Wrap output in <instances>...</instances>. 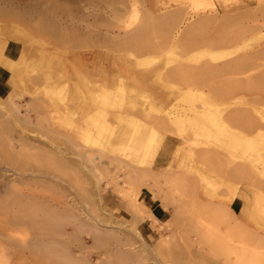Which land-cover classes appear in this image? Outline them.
<instances>
[{
  "label": "rangeland",
  "instance_id": "obj_1",
  "mask_svg": "<svg viewBox=\"0 0 264 264\" xmlns=\"http://www.w3.org/2000/svg\"><path fill=\"white\" fill-rule=\"evenodd\" d=\"M120 15L129 26L112 28L115 16ZM171 15L181 21L171 30L175 43L165 39L163 31ZM142 19L149 25L140 29ZM1 25H18L30 36L29 44L16 41L22 51L28 45L30 53L26 60H18L22 69L12 93L19 118L27 108L35 110L30 113L34 124L17 121L18 114L8 109L0 119L15 128L24 126L31 146L41 152L64 150L63 156L53 155L74 162L77 170L56 172L45 157L26 165L12 162L34 171L28 172L33 175L26 182H14L20 190L41 192V199L53 202L59 197L51 188L56 180L54 184L77 201L79 220L63 224L56 235L61 246L77 257L86 254L93 264L105 251L127 255L124 264H200L202 241L187 226L182 231L170 230L168 220L159 226L157 235L144 240L138 223L126 222L123 212L105 204L107 196L118 203L128 197L130 206L134 202V196L126 192L131 186L126 178L129 169L119 170L111 162L153 169L151 160L167 136L176 137L181 146L169 165L196 184L198 226L210 229L213 241L228 246L226 230L234 225L264 235V0H0ZM62 34L76 37L79 43L62 42ZM87 52L116 60L110 79L92 81L83 76L75 59ZM37 75L44 79L39 86L34 83ZM38 113L53 119L59 131L35 126ZM79 151L100 157L102 163L98 161L97 166L105 164L101 168L114 180L103 201L97 200L94 171L85 168ZM204 152L213 153L211 162H206ZM31 153L36 156L38 149ZM237 165L243 167L235 176L231 169ZM55 173L61 182L53 178ZM160 181L166 183L162 177ZM68 183L77 191L70 190ZM7 186L0 188V199L14 195ZM60 199L65 201V197ZM235 199L241 203L238 212L231 207ZM218 207L225 209L219 221L213 219ZM3 211L0 218L6 220L11 210ZM10 223H0L1 230L16 237L20 231L33 240L37 237L29 225ZM76 224L98 225L105 247L91 248L93 235L75 232ZM165 234L174 238L170 254L155 250ZM236 240L238 252L248 254L249 262L264 264V249ZM220 256H213L208 264H233Z\"/></svg>",
  "mask_w": 264,
  "mask_h": 264
},
{
  "label": "bare ground",
  "instance_id": "obj_2",
  "mask_svg": "<svg viewBox=\"0 0 264 264\" xmlns=\"http://www.w3.org/2000/svg\"><path fill=\"white\" fill-rule=\"evenodd\" d=\"M148 12H152V11L148 10ZM172 15H175V14H172ZM172 15L169 16L170 18L168 20H166L165 22L166 27L163 31H165L164 33L166 34L165 39L168 37V39H170L169 42L175 43L176 39H175V35L173 34V31H175L174 27L176 29L181 24V21L179 19V16L175 17ZM141 16L142 18L143 17L146 18L145 14ZM44 17L48 19L47 15H45ZM125 22L126 21L124 20V18L121 17V15L115 16L114 22L112 23V28L117 27V28L126 29L127 26H129L128 25L129 23L127 24ZM148 25L149 24L145 21V19H142L138 26H140L139 27L140 29H143L147 27ZM108 28H111V27H108ZM171 30L173 31L171 32ZM0 36L3 38L0 41V62L5 64L6 66L11 67L12 72H13L12 83L14 87H16L17 79L22 69L21 64L18 61L16 62V61H13L12 59L4 57L3 49L10 40L29 44L30 36L27 35V31L25 28H20L18 25H14L10 27L1 25L0 26ZM59 37H61L59 39L65 43H75V44L79 43L77 38L74 36H66L65 34H62V36L59 35ZM181 39L183 40V38ZM29 53H30V48L28 47V45H26L22 51V55L20 58L21 61L26 60ZM250 68L251 67H249V69ZM42 80H44L42 79V76L37 75L36 77H34L35 85L37 84L39 86ZM14 97H15L14 93L9 94L6 97V99L0 97V118L1 116L6 115L5 113L8 109L9 111H13V113L18 114L17 121L21 120L26 124H34V121H33L34 118H32L30 113L31 111H34L35 109L27 108V111H26L27 113L25 114V116L19 118L20 108L15 102ZM2 99L5 101H2ZM206 100H207V104L211 103L210 99H206ZM41 115L38 113L35 116V119H36L35 126L42 128V129L47 128L50 130H55L57 132L59 131V129H57L53 125L54 124L52 122L53 119L51 121L47 117L41 116ZM25 131H26V128L24 126H19V128H15L11 126L10 121L0 119V161H1L0 163L3 164L4 162V165L2 164L0 165V178L4 179V181L0 182V188L4 187L5 185L6 186L8 185L7 187L11 188L10 190L14 191V195L12 197H7V196L5 197L3 195L4 198L0 199V212H2L4 209L11 210V213L9 214V217H11V219H9V217H8L9 220L8 219L3 220L0 218V223L3 222V224L9 225L11 224L10 223L11 221H14L17 223L22 222V224L24 225H29V227H31L32 230L36 233L37 237L35 238V240H33L29 238V233L27 232L24 233L23 231L22 232L20 231L18 233V235L20 236L16 237V236L10 235L7 230L6 231L3 229L1 230L0 228V264H14L13 263L14 262L13 259L15 256L14 254L18 251L25 256L26 260L29 257L32 258L34 261V263L32 264H93L85 256L86 254L83 256L77 257L75 256L74 252L70 250V248H67V246L64 247V244L61 246L62 243H59L58 238L56 237V235L59 234L58 232L60 230V226H62L65 223H74L79 220V217H77L76 212H75L76 207L74 206V203L75 202L77 203V201L73 200L74 198L70 200L72 198V197L70 198L71 194L68 195L67 192L65 193L64 188H63L64 190H61L60 184L58 182L57 184H59V186L55 185L54 183H56V180L55 182H52L53 184L51 188L55 190L56 194L59 195V197L57 198V200H54L53 202H51V200H53L52 198H49L48 200H46V198L44 197L43 199H41V196H42L40 194L41 192L29 193L26 191H22L18 188V186H15L14 182H17V183H20L21 181L26 182V180H28L27 177L31 178L33 175V174L29 175L30 173L28 172H31V171L32 173L34 172L33 170H29L27 166L25 168L24 165L20 167H18L19 165L15 166V163L13 165L12 162L15 160L19 161L20 163L22 162L26 165L31 159L38 160V159L45 157V161L47 165L52 167V169L56 172L67 173V170H68V172L70 171L69 173L72 174L76 170L74 162H70V161L64 160V158L62 157L59 158L58 156L53 155L56 153L58 154L61 153L63 156L65 152L64 150L59 149V152H56V151H52L51 149L49 150L42 149V152H41L40 149L37 148V146H31V143L29 142L30 138L27 135H25ZM67 140L69 141V143L71 142L69 138ZM32 149H38L37 155L40 157H38L37 155L34 156L33 154L35 153H31ZM77 155L84 162L86 169L94 171L95 179H96L95 180L96 188H97V200L98 202L103 201L104 199L103 194L107 192L108 189H110V187L113 186V182H114V180H111V177H108L105 174V167L104 169L101 168L102 166H106V165L104 164L101 167L97 166L98 165L97 162L99 161L100 163H102V159L100 157L93 156L90 152L82 153L79 151ZM212 155H213L212 152L211 153L204 152L203 156L207 157V160L205 159L206 162H211L213 160L212 158L214 157H212ZM123 162L124 161H122V163ZM111 163L116 164V168L119 170L123 168L129 169L128 175H126V178L128 176L127 182L131 186L129 189L126 190V192L128 195H131V197L134 196L133 197L134 202L132 203V206H131L133 213H134V218L132 220L127 219L126 222L138 223L144 220L147 216H149L148 214L149 211L146 212L148 208L145 210L146 207L144 208L142 204L140 205L137 200V197H139L138 194L141 190V187L142 186L147 187L148 189H150V191H152L154 198H157L160 201L163 200L162 202H164V205L166 208H168L170 205H174L173 217L169 220V222L167 221L169 223V226L171 227L170 230L175 229V228L177 229L180 228L181 230L180 229L179 230L182 231V227L184 226L185 228L188 227V230L190 233L192 232L193 234H196L199 236V240L202 241L201 242L202 246L200 247L204 249V253H202L203 255L200 258L198 256L199 258L198 261H200V264H208L207 261L211 260L213 256L219 257V255H222L220 257H224L226 261H228L227 259H231L233 264H252L248 260L249 255L247 253H245L247 254L246 256L244 255V253L238 252L237 250L238 246L236 247V244H237L236 239H238V241H244L247 243L252 242L256 245L255 246L256 248L264 249V235H262L261 233H255V232L251 233L250 230H243L240 228H235L237 227L236 225H234L233 228L231 227L226 230V237L223 234V236L227 238V242L230 243L229 246L220 244L216 242L215 240L213 241L212 231L210 229L201 228L200 226H198L199 224L196 223V219L194 216H197L195 215L196 214L195 212L198 210V207H197L198 203L196 200V198L198 197L195 198L196 184L194 183L193 179H191V177L186 176L185 178V177L176 175L177 173L172 174L169 171H164V172L162 171L161 173H158L157 170L133 166L127 162H124L126 163V165L124 163L120 165L121 162L114 161V160ZM123 165H125L126 167L125 166L123 167ZM236 173L233 175L237 176ZM2 175H4L5 177H3ZM58 177H59L58 174L56 173L53 174L54 179ZM160 177H162V180L165 179V182H166L165 184H162V182L160 181ZM60 179L63 180L62 178H58V181ZM68 184L70 185V183ZM72 186L74 185L72 184ZM72 186L70 185V190L71 188L74 189ZM35 187L37 186L35 185ZM74 190H76V188ZM76 191L74 192L78 194V192ZM175 192L180 193L178 198H175ZM75 193L73 195H75ZM178 193H177V196H178ZM60 196L65 197V201L61 200ZM214 210H216L217 213L215 211L216 214L213 215L214 217L213 219L214 220L216 219L219 221V217L222 215L224 216L223 211L225 209H223L222 207L221 208L218 207ZM220 211H222V213H220ZM3 213L5 212L3 211ZM128 225L129 227L131 226V224H128ZM162 226L163 225L161 224L160 227ZM132 230H134V228H132ZM74 231L78 233L87 232L88 234L93 235L94 243H93V246H91V248L95 247V249L101 250L105 247V244H106L105 237L99 231L98 225H88L87 226V225L80 224L74 228ZM21 233H23V235ZM164 236L165 237L158 242L155 250L159 252L164 250L165 253L167 251L168 254H170L172 252V243H173L172 239L174 238L172 237L171 239L169 237V234H165ZM99 259L100 260H97L95 264H124L126 260L128 259V256L122 252L105 251V253L102 254V258H99Z\"/></svg>",
  "mask_w": 264,
  "mask_h": 264
},
{
  "label": "crops",
  "instance_id": "obj_3",
  "mask_svg": "<svg viewBox=\"0 0 264 264\" xmlns=\"http://www.w3.org/2000/svg\"><path fill=\"white\" fill-rule=\"evenodd\" d=\"M3 55L4 57L12 59L13 61H18L22 55V47L16 41H9L3 49ZM75 62L78 64V68L83 74V76L92 81L100 78L108 80L112 77L113 73L117 69V63L114 58L108 55H102L100 53H84L79 57H76ZM12 77L13 72L11 67L6 66L2 62H0V97H7L14 91ZM128 77L131 78L132 76L128 73ZM142 109L148 111L150 108ZM180 147L181 146L178 144L176 137H165L161 145L159 146L156 155L151 160L152 164L154 165L153 169L157 170L158 173L167 170L172 174L177 173L176 175L186 178V176L188 175L179 173L177 170L172 169V167L169 165L173 163V154L175 152V149L177 148V150H180ZM175 162L176 161H174V163ZM241 167L243 166H233V168L231 169L232 173L235 174L241 169ZM138 196V203L140 205L142 204L144 208L146 207L145 210L148 208L146 212L149 211V216H147L144 220L138 222L137 229L142 235L143 239L146 238L149 241L155 235L158 234L159 226L173 217L174 205H170L168 208H166L162 202H159L157 199L154 198L152 191H150V189L145 186L141 187ZM129 200L130 199L126 197L125 200H120V202L118 203L117 201H115V198L107 196L105 198V204L109 208L115 210V212H123L121 216L122 218L132 220L134 218V213L130 206ZM231 207L235 212H238L241 209V203L239 199H235ZM170 210H172V215ZM14 255V264L33 263L32 258L29 257L26 260L25 256L19 251L16 252Z\"/></svg>",
  "mask_w": 264,
  "mask_h": 264
}]
</instances>
